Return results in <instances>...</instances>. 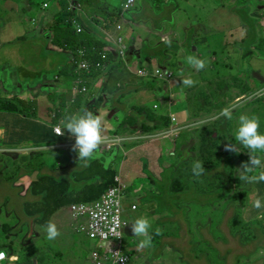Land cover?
Here are the masks:
<instances>
[{
	"label": "rangeland",
	"instance_id": "1",
	"mask_svg": "<svg viewBox=\"0 0 264 264\" xmlns=\"http://www.w3.org/2000/svg\"><path fill=\"white\" fill-rule=\"evenodd\" d=\"M43 1L45 0H0V79L3 80V96L14 88L17 89L16 83L22 84L24 89L28 90L40 82V78L34 75L22 78L12 75L14 69L9 67V58L14 54L16 43L10 44L9 41L15 40L20 34L28 33L29 39L21 41L22 49L19 54L36 69L43 67V59L47 60L48 65L44 73L49 79H53L57 74V63L62 64L68 59L66 53L42 45L35 33L38 23L36 20L40 17V23L45 29H49L53 22L52 14L58 9L57 5L52 4L41 16L43 10H40V4ZM123 1L108 0L116 6ZM251 1L250 5L244 6L245 0H136L133 7L125 13L127 21L123 23L119 20L116 23L122 26L124 24L117 40L123 41L128 48L134 45L135 53L142 49L143 55L155 52L157 56L143 59L141 54L137 58L127 52V60L115 58V70L113 67L105 69V65L101 64V71L105 69V73L96 84L107 85L108 91L113 92L109 96L110 103L106 107L105 117L116 121L117 124L115 130L110 129L108 133L103 131V135L110 139L108 141L116 137L133 136L120 126L126 118L133 122L131 113L140 115L139 112L145 113V109L148 113L177 116L180 111L188 114L192 109L193 115L184 123L187 125L207 116L220 117L214 115L222 113L225 104L228 105L226 98L232 99L240 94L244 95L239 101L249 100V110L241 114L259 117L260 131L263 133L264 90L253 92L260 87L264 88V82L257 78L250 82L246 77L247 74L255 76V72L264 77V56L251 55L245 59L246 63L242 60V71H245L244 66L248 65L246 73L239 71L238 65L237 42L243 41L244 48L247 47L245 40L248 39L253 24L251 20L245 21L242 15L246 16L252 7L262 5L258 0ZM260 8L263 10L264 6ZM196 24L199 25L196 31L195 28L190 29ZM239 26H242V29ZM176 32L185 33L186 38L176 36ZM162 34H167L165 41H170V44L164 40L160 41ZM109 36H116V33L112 31ZM256 41L262 43L258 47L264 48L263 38ZM188 56L204 59L205 68L197 71L191 67L187 63ZM147 67H170V80L161 77L162 71L155 73ZM226 76L236 79L227 85L217 84ZM185 78H191L195 84L191 87L182 85ZM110 79L112 83L116 81L112 89L109 88ZM59 85H66L62 75ZM48 90L54 93L51 87H48ZM210 97L214 98V104L208 102ZM200 109L204 110L207 116L201 113ZM71 110L74 112L76 107L72 105ZM235 116L233 115L232 119ZM140 117L144 119V114ZM238 117L221 127H209L211 133H208V130L203 131L201 126H186L175 132H170L169 128L167 132L152 138H137L125 142L126 146H136V149L126 151L125 147L117 146L115 162L118 167L127 168L130 172L136 169L123 183L124 189L121 191L122 203L127 212H131V204L137 203L136 211L128 215L129 223L135 218L146 217L151 223L150 233L154 232L156 218L139 210L143 207V203L138 200L143 190L155 186L162 191V196L176 197L173 200L174 209H164V202L155 201L151 204L153 208L149 211H165L167 216L166 222L162 224L161 234L154 236L151 247L140 249L138 239L134 235H123L133 264H154V259L158 260L164 251L171 264H189L188 251L198 254L206 252L208 264H264V216L261 214L264 210L256 211L252 207V200L259 193L260 183L246 185L238 178V169L242 163L249 161L247 149L238 145L240 152L230 154L225 150L226 144L237 143L234 136ZM203 136L209 140L211 148L206 161L198 147ZM191 139H195L193 145L197 147L196 150L183 145L190 143ZM71 141L75 143V138L72 137ZM109 143L113 142L103 141L98 151L108 153L114 147L113 144L109 146ZM73 144L68 149L42 152L37 159L43 160L47 165L44 172L69 178L84 173L85 168L73 170L74 166L70 164V157L78 159L77 153L72 151ZM154 148L158 149L159 156ZM23 153L24 156L16 154L15 160L12 159L13 152L0 155V164L5 165L3 173L0 174L12 177L11 181L16 179L18 173L12 176L11 170L14 166L23 164L32 154ZM196 161L202 162V175H191L183 182L169 179V176L179 169L187 168L192 171ZM142 166L144 172L139 174L138 169ZM147 173H152L149 178L146 177ZM231 176L238 178L236 183L230 180ZM210 177H215V182L210 185L196 182ZM29 182L30 179L25 177L10 183L0 176V207L3 212L10 210L16 213L6 232L3 230L6 224L0 220V251L9 252L7 264H63L67 261L91 264L88 258L93 249L92 241L80 240L69 221L63 219L61 214L56 213L53 217L46 215L37 224L25 225L27 213L34 214L40 205L30 200L29 195L26 196ZM222 183L230 186H223ZM246 188H249L245 191L246 196H234V193ZM220 192H223L221 197L218 196ZM257 213H260L258 217ZM236 215L239 221L233 226L232 219ZM29 217L33 219V216ZM49 220L56 224L60 232L55 240H48L43 231V226ZM10 228L16 233L8 234ZM205 234L208 235L207 243L203 241ZM9 235L15 236V239L11 240ZM167 236L172 239L165 243L163 238ZM187 236L190 238L189 242L186 241ZM167 245L171 249H166ZM13 257L18 259L13 260Z\"/></svg>",
	"mask_w": 264,
	"mask_h": 264
},
{
	"label": "trees",
	"instance_id": "2",
	"mask_svg": "<svg viewBox=\"0 0 264 264\" xmlns=\"http://www.w3.org/2000/svg\"><path fill=\"white\" fill-rule=\"evenodd\" d=\"M44 2H48L49 6L51 4L59 5V9H57L53 13V41L56 45L60 46L66 52L69 53V57L73 58L74 67L77 66V51L80 48H87L89 57L92 60H95L98 57V51H101L106 44L105 40L103 39L104 33L102 28H115L116 23L119 20H122L123 16L126 18V11L123 13L121 6H111L105 0H45L41 2L40 8H43ZM78 5H80L79 8ZM255 15L256 16L250 15L251 19L255 18V22L252 25V30L248 39L245 40L248 45L245 48L243 46V43L241 45L244 52L241 51L240 55H244L246 58L255 54L256 51L253 45H256L257 48L264 50V48L258 47L262 43L256 41V39L259 38L264 39V26L260 22L261 18L264 17V10L261 12H256ZM73 18H77L80 24L83 26V30L81 32H77L75 26L72 23ZM192 28H195L196 31L198 28L197 24L190 27V29ZM252 39H254V41H252ZM169 47H172V45H169ZM131 53L138 57V55L134 51H131ZM139 54H141L143 59H149L157 56L155 52H149L143 55L142 49ZM110 56H112V54H110ZM101 61L104 60L101 59ZM112 61V57L107 58L105 60V68L110 67L112 65ZM103 74L104 73L101 72V75ZM92 75L98 77L100 75V71H93L91 74H88V76ZM102 87H104V85H102ZM242 90L245 92V88H243ZM109 96L110 95H106V98H109ZM103 98V96L97 97V99ZM77 103L80 102L77 101ZM86 108L89 111H92V107ZM0 109L13 111V102L11 100L0 101ZM144 111L145 113L140 111V115L131 113V116L133 117V122L128 121L126 118L120 124V126L122 128L125 127L127 130L130 131L131 134H139L140 130L141 133L139 135L153 134L158 130L169 129L171 125V119L169 114H165L164 116L157 115L155 113H148L145 109ZM72 113L74 112L70 111L68 112V115ZM143 114L144 119L143 117H140ZM224 123H218L214 125H203L201 126V128L203 131H205L208 130L209 127H221ZM208 133L211 132L208 130ZM68 135L70 136V134ZM189 141L190 143H183L184 147H189L193 150H196L197 147L193 145L195 139H191ZM4 143L5 142L2 141L0 147H2ZM198 147L203 159L206 161L211 151L209 140H207L206 137L203 136ZM227 152L231 154V152ZM41 154L42 153L40 152H33L28 160H25L22 165H16L13 172L11 173L12 176H15L18 173L17 178L13 181L18 180L20 175L32 176L34 173L36 174V177L31 181L27 192L30 197V200H32L34 203H40L37 212L34 213L36 224L40 221V219H42V217L46 215L52 217V215L56 211H58L64 206L71 205L74 203L94 202L98 200L108 188L116 186V182L114 180L116 176V168L113 162L115 158V152L112 156L101 155L97 158L91 159L86 165L81 161H77L76 158L69 159L71 165H76V168H72L73 170H77L82 167L85 168L84 173L75 175L73 178L58 177L56 175L52 176L43 173V169L47 165L43 160L37 159V157ZM142 170L144 172V166L142 167ZM151 174L152 173H147L146 177L149 178ZM4 175L6 180H8L10 183L13 182L11 181L12 177L7 176L6 174ZM191 175L194 176L193 171H190L187 168H182L171 174L169 176V179H174L176 182H183L186 177H189ZM237 179L238 178H234L233 176L230 177V180L234 181V183H236L235 180ZM196 182L201 185H210L211 183L215 182V177L199 179ZM241 183L244 184L242 181ZM222 185L230 186L229 184L224 183H222ZM37 187H39V189H37ZM258 189L260 195L264 196V182L260 183ZM247 190H249V188L242 189L238 193H234V196L239 195L240 197H244L246 196L245 191ZM161 193L162 191H160L159 188L153 186V191L145 193L143 199L140 201V203H143V207L140 208L141 211H146L151 216H161L165 214V216L161 218L160 221L156 222V226L162 225L164 222H166L167 216L165 211H162L161 213H153L152 211H149L153 208L151 204L155 201L164 202L166 203L164 209H174L173 200L176 198L173 195H166L164 197L161 195ZM218 196H223V192H220ZM147 205L148 207H146ZM259 214L260 213H257L256 217H258ZM261 214L264 215V212H262ZM233 219L232 225L235 226L233 224ZM0 220L4 222L2 218H0ZM7 224L9 225V223ZM131 224L132 222L129 224L127 230H131ZM8 225L3 226L4 232L7 231ZM157 228L158 227H156V229ZM160 231H162V228H160ZM185 232L186 229L183 230V233ZM151 234L153 235L154 243V236H156L155 230ZM171 239V237L167 236L163 238V241L165 243H168ZM189 240L190 238L187 236L186 241L189 242ZM7 255H9V252L7 253ZM187 259L189 264L209 263L207 253L204 251H202L200 254L188 251ZM202 259H205L206 262H202Z\"/></svg>",
	"mask_w": 264,
	"mask_h": 264
},
{
	"label": "crops",
	"instance_id": "3",
	"mask_svg": "<svg viewBox=\"0 0 264 264\" xmlns=\"http://www.w3.org/2000/svg\"><path fill=\"white\" fill-rule=\"evenodd\" d=\"M105 1L108 4H110L111 6H116V5H112L111 3H109L108 0H105ZM120 5H118V6H120ZM43 14H44V12H43ZM38 21L40 22V17L38 18ZM125 21H127V18L125 19ZM263 23H264V20H263ZM197 27L199 28L198 24H197ZM239 27H241V29H242V26H239ZM123 28H124V24H123ZM111 30L113 32H115L116 35H119L121 33L122 29L116 30V28L112 27ZM35 33L37 34L42 45H45V47L48 49H52V50H56L58 52L66 53L68 55V59L66 62H64L62 64L57 63L58 72L54 76L53 79H49L48 76L44 73L45 68L48 65L47 60L43 59L42 60L43 67L36 69L31 64L27 63L25 61L24 57L21 54H19V52L22 49L20 43H21V41H27L29 39L28 33H22L19 36H17L15 40L9 41L10 44L16 43V45L14 46V49H13L14 54H13V56H11L9 58L11 60V62L9 63V67L11 69H14V72L12 75L15 76L16 78H22V77H25L27 75H34V76H37L40 78L39 84L35 87H29L28 90L24 89L22 84L16 83L17 89L14 88L13 90L9 91L5 96H3V94H2L3 80L0 79V101L11 100L13 102V106H14L13 111H9L6 109H0V144L2 141L5 142L3 144V146L0 147V149L1 148L19 149L18 151L14 152V155H15L14 160L17 158L16 154H19V156H24L23 152L25 150H27L28 153H30V152H32V153L33 152H41L42 153L45 151H54L57 149H68L72 145V141H71V137L66 133L67 130H64L65 134L59 137V135H56L52 131V125H57L62 119H64L66 116H68V112L72 111L71 110L72 105L76 107V110L74 112L82 109L83 107H88V106L95 108V110H92V112H94V114L100 115L103 118V121H104V130L103 131H106L107 133L110 129L115 130V128L117 127L116 121L107 119L105 117L106 112H107L106 107H107L108 103H110V100H109V98H106V95H110L113 92L108 91L107 85H104V87H102V85H99V83L96 84L97 80L102 76L101 72L105 73V69H109L112 67H113L112 68L113 70L116 69L114 66L116 64L115 58L118 59V56L116 55L117 47L111 41L106 39L105 36H103V39L106 42L105 46L108 47L113 54L112 55V59H113L112 65L110 67L105 68L103 71H100V75L98 77H95V75L89 76V81L87 84V90L82 91V92H77L75 89L70 90V88L73 84V80L75 78L74 66L72 65V62L70 61L69 53L54 43V41H53L54 31H53L52 24L50 25L49 29H45V27H43L42 23H40V25L36 26ZM242 43H243V41L237 42L238 65H239V71H241L242 73H246V69L248 68V65L244 66L245 71L241 70V67H243V61L242 60H244V63H246V61H245L246 57L244 55H240V52L243 51V49L241 47ZM53 46H56L57 48H55ZM133 47H135V46L132 45L131 48H133ZM136 47H137V44H136ZM253 47L256 51L255 54H253L254 56L255 55L264 56V50L257 48L256 45H253ZM128 52L131 53L130 50H128ZM136 54L138 55V57L140 56L139 53H136ZM127 57H128V54H127ZM127 57L125 60H127ZM125 60L121 59V61H125ZM61 75L64 77V81H66V85H64V86L59 85ZM247 76H248V74H247ZM234 79H236V78L231 77V76H226V77H223L222 79H220L217 84L227 85L230 83L231 80H234ZM246 79L249 80L250 82H254L255 76H253L252 79H250L248 77H246ZM115 84H116V81L114 83H112L111 79L109 80V88L110 89H112L113 86H115ZM48 87H51L52 89H54V93H51L48 90ZM260 89H261V87L256 89L253 93L258 92ZM253 93H251V94H253ZM242 95H244V94L237 95L232 99L229 97L226 98V100H228V105L225 104L224 109L228 108L231 110L232 116L236 115L233 119L225 118L222 115V113H219V114L217 113L214 115L216 117L220 116L218 118L207 116L206 112L204 110L200 109V112L204 113L207 116V118H205L206 119L205 122L200 123L198 125H195L194 127L199 128L200 126H203V125H214V124H218V123L235 121L239 114L244 113L247 110H249V107H248L249 100L248 99L243 100V101H239V99L242 97ZM99 96H103L104 98L103 99H97V97H99ZM251 98H254V97H251ZM77 101H79L80 103H77ZM159 101H161V100H159ZM208 102L210 104H214L215 100H214V98L210 97ZM223 110H222V112H223ZM192 111L193 110L191 109L188 114H186L184 111H180L179 114L176 116L175 125L183 127L184 123L188 122V118L193 115ZM205 119H202V120H205ZM177 122H179V124ZM123 128L125 130H127L125 127H123ZM103 138L105 140H107L105 142H113V143H109V146H110V144H113L114 147L108 153L98 151L95 155V158H97L101 155L112 156L113 153L115 152V158H114L113 162H114V166L116 168V177H118L120 179V181L122 183H124L125 181H127L129 179V177L133 173L136 172V169H133L130 172L127 168L118 167V163L115 162L116 155H117V146L118 147L119 146L125 147L126 151L136 149L137 148L136 146H130V147L126 146L125 142H127L128 140L131 141V140L137 139V138H152V137L125 136V137L113 138V139H111L112 141H108L110 139H107L106 136H104V135H103ZM154 150L156 152H158V156H159L158 149L154 148ZM0 154H3V152L0 151ZM72 158H75V157H70L69 159H72ZM23 163H24V161H23ZM72 165L74 166L73 168H76V165H74V164H72ZM44 169H43V173H45L47 175L55 176L53 174H49V173L44 172ZM142 172H143L142 168H139L138 173L141 174ZM0 176H3V178L6 180L4 174H2ZM25 177H28L30 179V182H29V185L27 188V192H28L30 183L36 177V174L34 173L32 176L20 175L18 180L23 179ZM151 191H153V186L150 189L143 190V193L138 200L141 201L143 199L145 193L151 192ZM27 192H26V196L28 195ZM135 204L137 205V203H135ZM146 207H148V205ZM136 209L131 211V212H127L125 210V215L128 216L129 214L135 212ZM141 212L146 213L150 217L156 218V221L153 225V231L156 229V227H158L159 229L162 228V225L156 226L155 224L157 221H160V219L163 218L165 216V214H163L161 216H151L146 211H141ZM56 213L61 214L63 219H66L67 221H69V223L72 227V230L79 236L80 240H87V238L85 236L76 232V227L80 223V220H73L71 218V215L69 212V205L60 208L54 214H56ZM53 215H52V217H53ZM0 218H2L4 220V222L2 221V223L6 224V225H8L7 223L10 224V222L13 220L11 217V211H8V216H6L5 213L2 211L1 207H0ZM238 221H239L238 216H235V218L233 219V224L236 225ZM131 232L132 231H130V230L124 231L126 236H131L130 235ZM10 239L14 240L15 238H10ZM207 240H208V235L205 234V238L203 241L206 242ZM93 245L94 244L92 242V247H93ZM166 249L169 250V249H171V247L166 246ZM165 254H166V251L161 253L160 258L158 260H155L153 258L154 264H160V263L161 264H171L169 259L166 258ZM8 256H10V254ZM88 261L91 263L90 258H88ZM202 262H206V260L202 259ZM63 264H75V262L74 261L73 262L67 261V262H63Z\"/></svg>",
	"mask_w": 264,
	"mask_h": 264
},
{
	"label": "clouds",
	"instance_id": "4",
	"mask_svg": "<svg viewBox=\"0 0 264 264\" xmlns=\"http://www.w3.org/2000/svg\"><path fill=\"white\" fill-rule=\"evenodd\" d=\"M125 1L126 0H124L122 2V4L120 5L122 7L123 13L125 11H128L129 9H131L133 7L132 6L129 9L124 10L123 4ZM258 1L262 2V5H260V7L264 6V0H258ZM135 2H136V0H135ZM249 2H252V1L251 0H245L244 6L250 5ZM51 5L48 6L47 8H40V10H43V11H41V16L44 15L43 12L45 13V10H48L51 7ZM55 5H57L58 9H59V5L58 4H55ZM260 7H257V6L252 7L251 11L248 12L246 14V16L242 15L244 20L245 21L251 20L254 23L255 18L251 19L250 15L256 16L255 15L256 12H261L264 10V9L262 10ZM52 17H53V14H52ZM263 18H261L260 22L264 26V23H263L264 19ZM125 19L126 18L123 16L122 17L123 23H124ZM36 22H38L36 24V26L40 25V22L38 21V19L36 20ZM118 24H120V23H118ZM82 28H83V26H82ZM115 28H116V30H118L117 27H115ZM122 28H123V26H122ZM251 28H252V26H251ZM104 29H106V28H102L103 33H104ZM176 33H179V32H176ZM104 36H105V34H104ZM105 38H106V36H105ZM167 38H168L167 34H162L160 41H163V40L165 41V40H167ZM165 43L170 44V41H165ZM104 48L108 49L109 58L112 57V56H110V54H112L111 50L106 46ZM129 48H130V51H134L133 50L134 47L131 48V46H130ZM99 52L100 51H98V56H99ZM116 55H117V53H116ZM78 59H79V55H78V51H77V61H78ZM70 61L72 62V65H73V58L72 57H70ZM77 61H76V63H77ZM187 63L191 67L195 68L197 71L204 69L206 66L205 60L198 58L197 56H188L187 57ZM147 68H149V67H147ZM152 68H155V67H150V69H152ZM162 68H164V67H162ZM165 69H169L171 71L170 67H166ZM93 71L97 72V71H101V70H94L93 69L91 72H86L85 70L78 68V65L75 66L74 67L75 78L73 80V84H72L70 90L78 89L82 85V83L86 82V84H88V81H89L88 74H91ZM194 84H195V81L192 80L191 78H185L182 80V85H184L186 87H191ZM155 107H156V105H155ZM222 115L227 119H232L231 110L228 108H225L223 110ZM175 122H176V120H175ZM175 122L171 121V125L169 127L170 132H175L177 129H179L181 127V126L175 125ZM54 126H55V128L53 131ZM181 128H184V127H181ZM64 130H67L66 133L70 134L71 138L72 137L75 138V143L72 141V144L74 143L72 146V151L77 153L78 159L75 157L77 159V161H81L85 165L91 159L95 158V155L98 152L100 145L102 144L103 141H106L103 138V130H104L103 118L100 115L94 114V112L89 111L86 107H83L82 109H80V110H78L72 114H69L64 119H62L57 125H52V131L56 135H59V136L64 135L65 134ZM144 135H150V134H144ZM135 136L141 137V135H139V134H133V137H135ZM155 136H158V135H155ZM149 137H154V136H149ZM234 139L237 143L226 144L225 150L229 151L231 153L232 152H240L239 147H238V145H239V146H243L245 149H247L248 150L247 153L249 155V161L242 163L241 168L238 169L239 170V177H238L239 180L242 181L246 185L264 182V133H262L260 131L259 117L255 116V115L241 114L238 117V127L235 131ZM1 149H5V148H1ZM192 171H193V174L197 177L202 175L204 172V168L202 167V162L196 161L192 167ZM1 173H3V172H1ZM115 178H118V177L115 176ZM115 178H114V180H115ZM115 182H116V180H115ZM116 185H117V182H116ZM122 185H123V183H122ZM74 204H80V203H74ZM71 205H73V204H71ZM71 205H69V207ZM132 205L135 206V209L137 208V205L135 203L131 204V206ZM131 206H130V210L133 211L131 209ZM252 207L256 210H264V196H261V195H259V193H257L255 198L252 200ZM122 209H123L122 217L127 222V225L125 226V228L122 231L121 243H123L124 248H125L129 258H130V255H129L128 250H127L126 245H125V241H122V240H124V236H123L125 234L124 231L127 230L128 226H129L128 216L125 215L126 209H124V206L122 207ZM27 215H28V217L26 218L27 219L26 223H28V220H31V222L33 224H36L35 223V215L33 213H27ZM29 216H33V219H31ZM116 228L120 229V225L117 224ZM150 228H151V223L146 217L142 216V217L133 219V222L131 224V230H130L132 232L130 235L131 236L134 235L138 239L140 249H146V248H149L152 246L153 235L149 231ZM43 231L46 233V237L48 240H55L60 235V232L58 231L56 224L51 222V221L47 222L46 225L43 226ZM160 234H161L160 229H158V228L155 229V235H160ZM34 235H35V233H34ZM93 244H94V242H93ZM93 247H94V245H93ZM114 255L119 257V252L114 253ZM7 257H9V256L7 255V253L5 251H0V263L4 261L5 264H7V262H6ZM12 259L16 260V259H18V257H13ZM118 261H120L121 264H123V258H119ZM10 264H11V262H10ZM128 264H129V262H128Z\"/></svg>",
	"mask_w": 264,
	"mask_h": 264
},
{
	"label": "built area",
	"instance_id": "5",
	"mask_svg": "<svg viewBox=\"0 0 264 264\" xmlns=\"http://www.w3.org/2000/svg\"><path fill=\"white\" fill-rule=\"evenodd\" d=\"M135 0H126L123 4V9L127 10L132 7ZM49 6L48 2L43 3V8ZM80 5H78L79 8ZM77 32L82 31V26L77 18L72 19ZM118 30L122 29V25L118 24ZM112 32L110 29H104L106 38L114 43L117 47V56L122 60L127 57V52L130 50L123 41L118 42V36H109ZM79 59L77 61L78 68L91 72L94 70H101V64L105 65V60L109 58L107 48L99 52V56L95 60H91L87 48L83 47L78 50ZM104 60V61H101ZM149 71L150 68H147ZM155 73L162 71L161 77L170 80L172 72L169 69L162 67L152 68ZM143 72V70H141ZM77 92L87 90V84L82 85L75 89ZM172 122H175L176 116L169 114ZM55 126L53 127L54 131ZM117 185L108 188L101 197L91 203L73 204L69 207V212L73 220H80L76 227V232L85 236L88 240L94 242V247L89 253L91 264H121L119 258H123V264H128L129 256L124 248L122 239V231L127 225V222L122 217L123 204L121 191L124 189L119 178H115ZM135 210V206H131ZM120 225V229L116 225ZM119 252V257L114 253Z\"/></svg>",
	"mask_w": 264,
	"mask_h": 264
},
{
	"label": "flooded vegetation",
	"instance_id": "6",
	"mask_svg": "<svg viewBox=\"0 0 264 264\" xmlns=\"http://www.w3.org/2000/svg\"><path fill=\"white\" fill-rule=\"evenodd\" d=\"M176 35L177 36H183V38L185 39L186 38V34L185 33H176ZM177 44V43H176ZM248 78H250V79H252L253 78V76L251 77V76H247ZM0 155H3V154H0ZM14 158H15V155L13 154V156H12V159L14 160ZM14 168H15V166L13 167V169L11 170V173L13 172V170H14ZM4 169H5V165L3 164V163H1L0 164V172H3L4 171ZM10 211V210H9ZM5 213V215L6 216H8V211L7 212H4ZM15 216H16V214L13 212V211H11V217H12V221L10 222V223H12L13 221H14V218H15ZM33 223L31 222V220H28V223H26L25 225H27V226H29V225H32ZM10 233H16V232H14L11 228L8 230V234H10ZM34 235V234H33ZM9 238H15V236H13V235H9ZM129 264H133L132 263V260H131V258H129Z\"/></svg>",
	"mask_w": 264,
	"mask_h": 264
},
{
	"label": "water",
	"instance_id": "7",
	"mask_svg": "<svg viewBox=\"0 0 264 264\" xmlns=\"http://www.w3.org/2000/svg\"><path fill=\"white\" fill-rule=\"evenodd\" d=\"M255 77L257 78V79H259V80H261V81H263L264 82V77H262L258 72H255ZM260 90H264V88H262V89H260ZM259 90V91H260ZM112 113V112H111ZM206 121V119L205 120H199V121H196V122H194V123H189V124H187V125H184L183 127H186V126H195V125H197V124H200V123H203V122H205ZM181 128V127H180ZM179 128V129H180ZM168 130H165V131H161V132H157V133H154V134H150V135H141V137H149V136H155V135H160V134H162V133H165V132H167ZM19 149H16V148H5V149H0V151H2L3 153H5V152H14V151H18ZM24 152H27V150H25Z\"/></svg>",
	"mask_w": 264,
	"mask_h": 264
}]
</instances>
